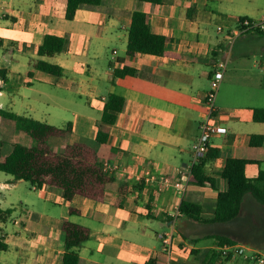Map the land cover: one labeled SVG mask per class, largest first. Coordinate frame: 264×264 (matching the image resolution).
I'll list each match as a JSON object with an SVG mask.
<instances>
[{
    "label": "crops",
    "instance_id": "crops-1",
    "mask_svg": "<svg viewBox=\"0 0 264 264\" xmlns=\"http://www.w3.org/2000/svg\"><path fill=\"white\" fill-rule=\"evenodd\" d=\"M137 10L148 15L152 33L165 36L167 50L178 58L127 55ZM241 18L264 20V0H103L100 6L77 10L72 21L66 19L62 0H0V70L9 80L5 84L0 78L1 108L56 127L72 123L66 139L53 137L50 144L58 150L66 143L86 144L96 150L102 169H112L105 172L111 182L103 202L82 196L68 202L59 189L32 186L33 202L15 216L0 200V230L12 225L0 234L10 254L5 264H62L66 221L91 231L78 249L79 264H249L241 258L213 263L211 251H218V242L205 238L218 234L197 233L194 224L211 223L195 222L180 211L186 201L206 207L204 216H212L218 194L227 190L221 175L228 158L260 162L248 167L249 178L264 171V146H249L252 135H264V123L250 125L248 113L249 108H264V34L234 37ZM46 35L65 38V50L39 56ZM231 38V57L216 102V122L223 131L211 143L220 157L208 162L205 172L214 184L199 186L191 180L181 194L177 186L186 184L192 146L208 112L205 97L212 72ZM37 61L58 65L64 73L56 77L38 71ZM124 67L136 74L115 78V71ZM110 94L123 97L125 107L116 123L105 124L102 115ZM100 125L109 134L106 145L97 142ZM6 126L16 127L2 120L0 132ZM23 134L16 144L31 146ZM0 141L3 156L10 155L15 144ZM177 170L179 176L165 190L158 182L140 180L149 174L173 177ZM21 182L0 180V190ZM249 196L240 216L228 222L236 224L244 242L222 236L264 251V210ZM169 234L174 235L171 256L163 243ZM199 239L212 243L192 242Z\"/></svg>",
    "mask_w": 264,
    "mask_h": 264
},
{
    "label": "trees",
    "instance_id": "trees-1",
    "mask_svg": "<svg viewBox=\"0 0 264 264\" xmlns=\"http://www.w3.org/2000/svg\"><path fill=\"white\" fill-rule=\"evenodd\" d=\"M62 1L66 5V19L72 21L77 10L85 6H100L103 0ZM138 1L152 4L163 2V0ZM166 43L165 36L152 33L146 13L137 10L132 14L127 55L135 57L139 54H149L178 58L179 54L167 50ZM65 48V38L46 35L43 44L38 48V55L51 57L63 52ZM34 68L56 77H60L64 73L62 67L46 61H37ZM135 74V69L124 67L117 69L114 76L115 78H124ZM0 78L5 84L9 83L5 70H0ZM1 90L2 88H0ZM124 107L125 99L123 97L110 94L106 101L102 121L105 124L116 123L118 115L124 110ZM248 113L253 122L264 123V108H249ZM2 120L13 122L18 130L24 132L31 139L32 144L31 146L15 144L11 154L4 157L0 141V172L13 176L15 182L23 180L31 183L33 187L46 186L59 189L63 198L68 202L75 196H82L96 202L105 200L106 189L111 178L100 167L96 150L82 143H66L62 150H58L50 144V139L53 137L66 139L72 133V123H68L65 127H56L18 115L10 110H3L0 106V123ZM108 141L109 134L100 125L97 142L100 145H106ZM249 146L263 147L264 135H252ZM219 157V149L210 147L208 154L192 169L193 183L204 186L208 182L213 185L214 180L205 175L206 165ZM260 164L258 161L249 159L228 158L221 175L227 183V190L218 194L216 202L211 207L212 216H204L206 207L186 201L182 203L180 211L195 222L222 224L240 216L247 195H251L264 207V171L260 170L255 178H249L247 175L249 166H260ZM71 213H76V211L71 210ZM63 232L65 252L62 255V264H79L78 249L90 239L91 231L85 226L66 221L63 225ZM205 239L217 241L218 246L237 245L236 241L222 235H212ZM201 240L204 239L192 240V242L197 243ZM6 249L7 246L0 240V251ZM210 258L213 263L218 259H224L218 251H211Z\"/></svg>",
    "mask_w": 264,
    "mask_h": 264
},
{
    "label": "built area",
    "instance_id": "built-area-1",
    "mask_svg": "<svg viewBox=\"0 0 264 264\" xmlns=\"http://www.w3.org/2000/svg\"><path fill=\"white\" fill-rule=\"evenodd\" d=\"M222 30V28H219V31ZM249 32L264 34V20L257 21L248 18H241L239 20V29L234 34V37ZM233 38L230 39L229 46L225 49H222L221 53L223 57L217 62L212 72L211 87L205 97V103L208 106V112L201 122L200 136L192 146L193 165L187 171L188 174L186 176V184L177 186L178 193L183 194L186 190L187 185L191 182V180L193 181L192 169L194 165H196L202 158H204L208 154L209 149L211 147L212 139L217 135H220L223 131L222 128L216 122V102L220 87L223 83L230 61ZM102 170L104 172H107L112 169L108 165H105ZM177 171L178 172L173 177H157L149 174L141 177L140 180L144 181L146 184L158 182L160 185L159 189L165 190L174 184L175 179L180 174V171ZM173 238V234L165 235L163 237L164 251L169 254V256L172 255L173 251ZM218 252L224 259L241 258L249 264H264V251L253 249L250 247H245L238 244H225L223 246H218Z\"/></svg>",
    "mask_w": 264,
    "mask_h": 264
},
{
    "label": "rangeland",
    "instance_id": "rangeland-1",
    "mask_svg": "<svg viewBox=\"0 0 264 264\" xmlns=\"http://www.w3.org/2000/svg\"><path fill=\"white\" fill-rule=\"evenodd\" d=\"M245 2H248V0H242ZM112 50L109 51V56L111 55ZM121 54V53H120ZM224 81V80H223ZM223 84V83H222ZM219 94V93H218ZM246 111V109H245ZM234 113V112H231ZM237 114V113H234ZM241 115V113H238ZM250 125L259 126V123L255 122H249ZM243 125H245V122H243ZM226 130V129H225ZM227 131V130H226ZM24 134L22 131L18 130L16 127L12 126H6L2 129L0 132V140H3L6 145H12L16 143H21L22 138ZM52 142V141H51ZM250 173H253L254 168L249 170ZM6 179H13L14 177L11 175H8L6 173L0 172V180H6ZM34 190L31 185V183L23 181L16 188H12L10 190H0V200L3 201V204H6L8 206L7 208L12 211V213L16 216L21 214L22 212H27V205L31 204L32 196H33ZM252 203H255L259 209H263L264 207L260 205L254 198ZM195 230L197 233H209V234H218V235H231L236 236L238 242L243 243V235L239 232L240 229L236 226V224H228V223H222V224H206V225H198L194 224ZM12 225L10 223H7V226H4L1 230L5 231L6 227H11ZM0 230V234L1 231ZM202 244H211V240H204L201 242ZM250 247V245H246ZM10 258V254L8 251H0V264H5V260Z\"/></svg>",
    "mask_w": 264,
    "mask_h": 264
}]
</instances>
